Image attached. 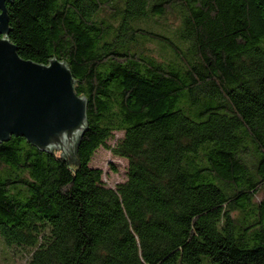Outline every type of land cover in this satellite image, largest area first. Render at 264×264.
<instances>
[{"label": "trees", "instance_id": "16d2710c", "mask_svg": "<svg viewBox=\"0 0 264 264\" xmlns=\"http://www.w3.org/2000/svg\"><path fill=\"white\" fill-rule=\"evenodd\" d=\"M7 12L18 55L65 61L87 100L73 161L0 142V239L23 264H264V0ZM101 147L127 160L115 188L90 166Z\"/></svg>", "mask_w": 264, "mask_h": 264}, {"label": "water", "instance_id": "95a60500", "mask_svg": "<svg viewBox=\"0 0 264 264\" xmlns=\"http://www.w3.org/2000/svg\"><path fill=\"white\" fill-rule=\"evenodd\" d=\"M0 0V142L11 136L46 153L57 149L66 161L87 129V100L74 89L67 63L50 58L37 63L21 58L10 41L7 4Z\"/></svg>", "mask_w": 264, "mask_h": 264}, {"label": "rangeland", "instance_id": "374dc122", "mask_svg": "<svg viewBox=\"0 0 264 264\" xmlns=\"http://www.w3.org/2000/svg\"><path fill=\"white\" fill-rule=\"evenodd\" d=\"M169 36L176 40L173 35ZM146 46L152 50V53L155 56L163 54L168 58V53L159 52L157 44L148 42ZM121 135V133H115L108 144L110 146L114 145ZM90 166L101 169L102 181L111 188H115L119 183H122L125 180L127 160L114 156L109 149L103 147L97 149L92 156ZM25 260V253L20 252V250L15 247L5 246L0 239V264H23ZM205 262L208 263L206 258L203 259V263Z\"/></svg>", "mask_w": 264, "mask_h": 264}]
</instances>
